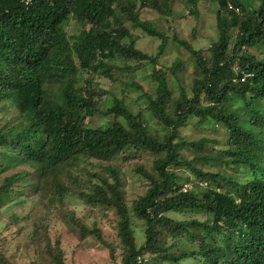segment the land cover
<instances>
[{"label":"trees","instance_id":"1","mask_svg":"<svg viewBox=\"0 0 264 264\" xmlns=\"http://www.w3.org/2000/svg\"><path fill=\"white\" fill-rule=\"evenodd\" d=\"M155 1L34 0L26 7L22 0H0V103H12L27 121L0 129V166L7 160L11 169L31 166L40 175L16 173L7 179L0 187V208L8 199L7 207L15 203L12 199L21 195L15 187L25 177L42 179L62 166L76 190L59 182L57 195H78L92 208L115 211L121 245L112 253L116 264H264V0L250 14L244 0H217L219 40L207 53L173 40L191 54L198 70L191 96L184 90L173 98L164 75L154 71L155 97L143 91L145 109L133 113L123 96L102 111L99 98L109 91L98 85L99 77L116 82L115 70L135 72L147 64L156 69L168 48L169 38L140 18L139 8ZM181 1L197 13L200 0ZM71 21L90 28L69 36ZM128 22L161 37L157 56L136 48ZM238 67L253 76L234 82ZM97 114L104 120L112 116L113 123L89 126ZM190 126L225 140L182 139L180 131ZM84 160L122 162L119 168L134 164L148 189L129 206L121 172L106 168L107 176L82 181L72 171ZM214 162L219 166L208 169ZM28 183L40 188L32 178ZM190 213L201 220L171 216ZM16 218L10 217V227ZM75 222L79 245L89 237L104 242L98 227ZM138 235L144 238L140 243ZM195 243L198 248L190 249ZM45 248L47 264H67L61 243ZM0 264L14 263L0 253Z\"/></svg>","mask_w":264,"mask_h":264},{"label":"rangeland","instance_id":"2","mask_svg":"<svg viewBox=\"0 0 264 264\" xmlns=\"http://www.w3.org/2000/svg\"><path fill=\"white\" fill-rule=\"evenodd\" d=\"M249 2L250 0L244 1L247 5ZM138 3H140V0H138ZM258 3V0H251L248 12H252L253 6ZM218 8L217 0H200L195 14L191 13L189 7L181 0H177L172 5L169 0H156L155 6L139 8L140 18L155 24L158 30L169 38L168 48L158 58L156 69L152 64H147L142 66L141 70L135 72L115 70L114 75L118 79L116 82L99 77L97 79L98 85L109 91L108 95L99 98L102 101L100 109L105 111L110 105H113L114 97L122 99L123 96L126 98L125 104L133 113L137 114L140 110L145 109L147 101L143 91L149 96L155 97L157 84L152 77L154 71L164 75L173 98L179 99L184 90L191 96L192 86L195 77L198 75V70L191 54L179 50L173 40L178 38L187 41L194 49L207 53L212 41L219 40ZM125 26L136 39L135 46L138 50L152 57L159 54L160 45L163 42L161 37L150 36L141 29H134L132 22H128ZM89 28L90 26L84 27L71 21L68 23L66 31L69 36H72L84 29L89 30ZM235 35L236 33L232 32L230 49L233 46ZM121 63L124 64L125 61H121ZM176 66H180V68L176 69ZM171 69L174 70L170 71ZM138 86L142 90H138L136 88ZM14 107L9 102L0 103V129L3 130L13 126L20 127L21 123L26 125L27 121L23 120L22 116L14 110ZM231 107L232 110L240 108L239 104ZM145 115L148 116V113ZM149 121L154 127L158 126L152 117H149ZM110 123H113L112 116H107L104 120L103 117L97 114L90 119L89 126L100 127ZM220 132L225 133L223 127ZM180 135L182 139L189 141H198L203 137L225 140L214 135V133H205L194 126L182 129ZM147 161L149 164L147 168L151 169V160L147 158ZM119 163L112 166L95 160H84L79 167L73 169L72 173L78 175L82 181L90 179L97 181V178L93 175L105 177L108 175L105 172L106 168L113 167L117 169L121 172V180L124 183L122 188L126 194L128 205L131 206L134 200L145 194L149 182L133 171L136 169V167H133L134 164H124L119 168ZM6 165L7 160L3 162V166H0V187L7 179L14 177L16 173L27 172L31 174L34 172L37 176L36 172L38 171L31 166L11 169ZM213 166L208 169L215 170L219 163L214 162ZM47 172L48 176L41 177L42 179H38L36 176L25 177L15 187L18 188L16 193H21L19 196L16 194V197L12 199L15 203L7 207L10 202V199H8L7 206H3V209L0 208V253H3L14 264H27L33 261L38 264H47L48 260L44 254L45 247L61 243L66 253L67 264H116L112 253L115 249H121V245L117 237L118 218L115 211L112 209L113 212H106L103 207L92 208L78 195L74 194L62 199L61 195L56 194L55 189L60 185L59 182L70 185L74 191L76 187H72V181L69 179L64 167L61 166L55 172ZM181 173L185 176H191L188 171ZM21 175L18 174L17 176ZM29 178H32V181L40 186V188L34 186L33 189L37 190L34 194L28 183ZM25 181L28 185L26 188H22ZM59 199H62V202H59ZM13 215H16L17 218L13 222L14 226L10 227L9 219ZM171 216L178 220H201V216L194 213L187 215L171 214ZM78 219L87 229H92L94 226L98 227L104 242H100L95 237H89L83 244L81 242V245H79L80 229L75 222ZM138 236H140V243L144 238L141 235ZM236 241L239 242L238 237ZM197 246L198 243H195L190 249H197ZM193 263L194 261L189 260L183 264Z\"/></svg>","mask_w":264,"mask_h":264},{"label":"clouds","instance_id":"3","mask_svg":"<svg viewBox=\"0 0 264 264\" xmlns=\"http://www.w3.org/2000/svg\"><path fill=\"white\" fill-rule=\"evenodd\" d=\"M34 1V0H33ZM33 1H32V3H33ZM245 1V0H244ZM250 2H251V0H250ZM249 2V3H250ZM258 4L257 5H254L253 7H254V9H252V12H254L255 10H256V8H259V6H260V1L258 0ZM22 3L26 6V7H29V6H31V4H25V0H22ZM249 3H248V5L246 4V7L248 8V6H249ZM227 6H228V8L229 9H231V8H234L233 7V4L231 3V2H228L227 3ZM252 7V8H253ZM252 12H248V9H247V14H250V13H252ZM236 13H238V14H240V15H242V12H241V8H239V7H237L236 8ZM262 47V50L264 51V45H262L261 46ZM236 72H237V77H235L234 79H233V81L234 82H239V80H240V78L239 77H242L241 79L242 80H247L249 77H252L253 75L251 74V73H247V72H245L244 70H241L240 69V67H238V68H236ZM203 185V184H202Z\"/></svg>","mask_w":264,"mask_h":264},{"label":"built area","instance_id":"4","mask_svg":"<svg viewBox=\"0 0 264 264\" xmlns=\"http://www.w3.org/2000/svg\"><path fill=\"white\" fill-rule=\"evenodd\" d=\"M33 0H25V4H31Z\"/></svg>","mask_w":264,"mask_h":264}]
</instances>
